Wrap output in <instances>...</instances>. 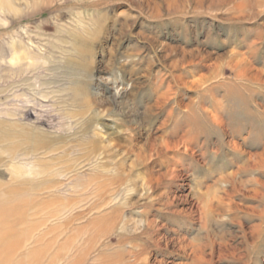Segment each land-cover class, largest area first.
<instances>
[{
	"label": "rangeland",
	"instance_id": "374dc122",
	"mask_svg": "<svg viewBox=\"0 0 264 264\" xmlns=\"http://www.w3.org/2000/svg\"><path fill=\"white\" fill-rule=\"evenodd\" d=\"M263 148L264 0H0V264H264Z\"/></svg>",
	"mask_w": 264,
	"mask_h": 264
},
{
	"label": "bare ground",
	"instance_id": "6f19581e",
	"mask_svg": "<svg viewBox=\"0 0 264 264\" xmlns=\"http://www.w3.org/2000/svg\"><path fill=\"white\" fill-rule=\"evenodd\" d=\"M239 67V70L236 73V77H247V73H248V69L245 66H242L241 64L235 65ZM251 70V69H250ZM250 75V74H249ZM242 91V90H241ZM241 92H239L240 94ZM238 96V95H237ZM213 120L217 123L218 126H221L223 124L222 122V118L218 115V116H214ZM25 141L20 138L18 141L16 140V145L14 148H20V146L24 143ZM37 146L32 145L30 146L31 150L32 148L35 149ZM18 150V149H17ZM20 150V149H19ZM33 151V150H32ZM258 155H264V148L262 149V151L258 154Z\"/></svg>",
	"mask_w": 264,
	"mask_h": 264
}]
</instances>
